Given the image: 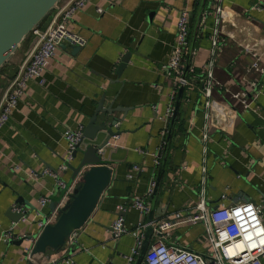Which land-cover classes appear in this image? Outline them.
<instances>
[{
    "label": "crops",
    "instance_id": "1",
    "mask_svg": "<svg viewBox=\"0 0 264 264\" xmlns=\"http://www.w3.org/2000/svg\"><path fill=\"white\" fill-rule=\"evenodd\" d=\"M207 4L193 39L186 76L190 85L183 87L165 152L159 151L162 117L172 96L174 109L180 86L163 75L161 65L170 55L183 10L192 18L190 36L199 0H89L76 12L68 28L85 44L56 48L40 74L27 82L0 129V264H128L134 236L114 237L111 225L119 214L128 231L141 220L146 224L149 211L141 213L131 200L150 202L147 188L157 181L162 157L154 221L174 212L193 213L203 199L206 211L230 205L244 221L251 220L249 209L260 204L264 224V0H221V11ZM29 41L8 61L0 86ZM208 63L217 83L206 97L200 75ZM254 63L259 70L252 68ZM251 81H258L261 91L253 101L256 108L246 109L231 95L249 93ZM101 99L103 107L113 101L112 106L126 109L115 113L123 116L117 124L121 132L106 151L113 167L111 183L84 226L73 233L72 244L49 259L40 254L30 259L28 241H5L2 235L12 227L28 236L39 233V223H46L58 206L51 203L59 193L55 175L64 188L71 174L61 170L67 152L64 132L79 127L83 132ZM44 196L49 201L41 206L38 199ZM16 200L32 209L30 221L13 224L5 214ZM118 206L124 211L118 212ZM167 232L170 243L201 255L211 252L203 222L177 221ZM154 241L152 235L149 246Z\"/></svg>",
    "mask_w": 264,
    "mask_h": 264
},
{
    "label": "built area",
    "instance_id": "2",
    "mask_svg": "<svg viewBox=\"0 0 264 264\" xmlns=\"http://www.w3.org/2000/svg\"><path fill=\"white\" fill-rule=\"evenodd\" d=\"M89 0H59L56 7L53 8L46 16V21L42 26H35L30 32V37H37L31 50L24 55L18 63L15 75L11 80H7L2 86L0 92V129L9 119L11 112L16 107L19 98L23 94L27 82L37 77L43 70L48 59L54 56L56 48L61 44L69 46H83L85 39L78 33L71 31L68 24L73 20L74 15L83 9ZM208 4L213 5L217 11H221V0H207ZM207 4V5H208ZM207 9L203 8L201 18L207 14ZM98 12H101L98 9ZM190 33L189 13L186 10L181 11L176 23L175 42L172 46L170 55L161 65L163 75L169 77L174 82V87H184L190 85V80L183 77L185 53L188 48ZM253 69L259 70L257 63L253 64ZM261 72H264L261 69ZM187 76V75H186ZM201 79L204 83L202 93L208 97L211 93V87L217 81H214L211 72V63L206 65V69L201 72ZM252 90L248 93L240 91L233 93L231 96L237 99L244 108H256L253 101L261 91V84L258 81H251ZM173 96L167 105L164 116L163 129L161 131L160 152L165 146L166 135L169 130L168 123L173 114ZM82 136V128L75 130H66L64 132L67 141V152L65 161H70L75 145ZM159 156H156V164H159ZM66 165H61L64 170ZM51 172V171H50ZM56 173V172H54ZM131 176H129L130 178ZM56 183L64 186V183L55 175ZM79 177L73 181L76 185ZM155 186V181H151L147 188V195H151ZM66 199V197H65ZM49 201L48 197H40L38 202L41 206ZM58 204L56 209L48 217L46 223H52L61 207ZM131 206L145 214L149 211V203L141 198L134 197L131 200ZM196 211L193 213L174 212L170 218L156 221L153 223V236L155 241L149 246L145 253L143 261L145 264H264V224L262 223V206L254 205L251 209V220H242V214H237L230 205L220 204L217 207L206 211L204 200L196 204ZM117 211H124L122 206L117 207ZM185 221L190 224L203 222L206 226L208 240L211 246V252L208 255H201L190 250L187 247L177 245L174 242H168L169 233L167 230L177 223V221ZM30 221L23 219L22 222ZM123 217L119 214L112 222V233L114 237L122 234L130 233L134 236V245L127 256L128 264H133L139 253L141 243L144 238V229L147 224L142 220L136 224V227L130 231L124 228ZM46 223H39L42 228ZM14 228H9L3 233L2 238L5 241H16L25 239L29 242V247L25 248L28 258L30 256V247L32 238L26 233H15ZM74 233V232H73ZM73 233L67 239L65 245L72 244L74 241ZM67 263H71V259H66Z\"/></svg>",
    "mask_w": 264,
    "mask_h": 264
},
{
    "label": "water",
    "instance_id": "3",
    "mask_svg": "<svg viewBox=\"0 0 264 264\" xmlns=\"http://www.w3.org/2000/svg\"><path fill=\"white\" fill-rule=\"evenodd\" d=\"M206 0H199V8L193 21L192 32L189 36L186 59L184 62V74L186 77L193 39L196 29L199 26L202 10ZM59 0H0V68L9 61L11 56L18 50L26 37L30 34L35 26H37L49 13L56 7ZM192 18L189 19L191 24ZM37 37L30 38L25 55L29 53ZM128 60V54L125 55L121 63L117 67V74L125 66ZM2 86H0L1 92ZM183 91L181 86L178 91L175 107L170 119L169 130L166 136L164 152L168 146L172 128L178 117V107L180 97ZM113 101L106 107H103L101 99L93 115L89 118L79 142L75 145L70 161H65L66 169L71 174L65 187L61 188L57 183L59 193L52 196V204L61 203L56 219L52 223H46L39 233L32 238L30 244V256L44 255L49 259L52 253L58 252L65 244L70 235L78 229H81L92 215L97 207L103 193L107 190L113 176V167L110 165L107 157V150L110 148L111 138L120 134L117 124L121 118L115 116L117 111L125 112V107L119 105L112 106ZM100 114V116H99ZM97 120L98 121L97 123ZM114 127V130H112ZM75 160L76 164L71 161ZM163 157L158 169L157 181L152 194L150 195V207L146 219V227L144 229V238L141 243L139 253L135 264L143 261L150 239L153 235L154 210L153 202L157 191L158 181L163 169ZM79 177L76 185L73 181ZM60 180V179H59ZM62 181V180H61ZM56 194V193H55ZM66 197V199H65ZM32 209L21 201L16 200L13 205L9 206L5 214L10 218L13 224L21 223L23 219L31 216ZM41 214V212H40ZM25 239H19L21 244Z\"/></svg>",
    "mask_w": 264,
    "mask_h": 264
},
{
    "label": "trees",
    "instance_id": "4",
    "mask_svg": "<svg viewBox=\"0 0 264 264\" xmlns=\"http://www.w3.org/2000/svg\"><path fill=\"white\" fill-rule=\"evenodd\" d=\"M46 18L47 17H45L40 23H39V26H42L44 23H45V21H46ZM30 35H28V37H26V39L25 40H27V39H29L30 40ZM24 40V41H25ZM8 62L7 63H5L1 68H0V75L1 74H3V73H5L8 69ZM15 71H16V68L15 69H13V72H11V74H8L7 75V77L5 78V81H3V84H2V86H4V84L6 83V81L7 80H11L13 77H14V75H15Z\"/></svg>",
    "mask_w": 264,
    "mask_h": 264
},
{
    "label": "rangeland",
    "instance_id": "5",
    "mask_svg": "<svg viewBox=\"0 0 264 264\" xmlns=\"http://www.w3.org/2000/svg\"><path fill=\"white\" fill-rule=\"evenodd\" d=\"M10 59H12V56H11V58ZM10 59H9V61H10Z\"/></svg>",
    "mask_w": 264,
    "mask_h": 264
}]
</instances>
